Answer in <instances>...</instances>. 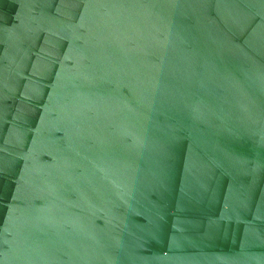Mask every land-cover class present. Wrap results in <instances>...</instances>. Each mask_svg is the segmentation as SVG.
I'll use <instances>...</instances> for the list:
<instances>
[{
    "label": "water",
    "instance_id": "1",
    "mask_svg": "<svg viewBox=\"0 0 264 264\" xmlns=\"http://www.w3.org/2000/svg\"><path fill=\"white\" fill-rule=\"evenodd\" d=\"M0 264H264V0H0Z\"/></svg>",
    "mask_w": 264,
    "mask_h": 264
}]
</instances>
